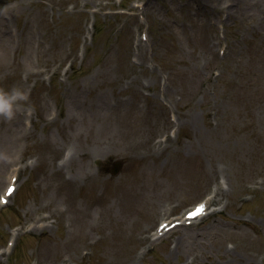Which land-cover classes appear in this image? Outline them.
<instances>
[{
    "label": "rangeland",
    "instance_id": "obj_1",
    "mask_svg": "<svg viewBox=\"0 0 264 264\" xmlns=\"http://www.w3.org/2000/svg\"><path fill=\"white\" fill-rule=\"evenodd\" d=\"M0 87V248L36 224L2 264H264V0H0Z\"/></svg>",
    "mask_w": 264,
    "mask_h": 264
},
{
    "label": "clouds",
    "instance_id": "obj_2",
    "mask_svg": "<svg viewBox=\"0 0 264 264\" xmlns=\"http://www.w3.org/2000/svg\"><path fill=\"white\" fill-rule=\"evenodd\" d=\"M27 99V94L19 88L12 87L9 89L0 87V118L8 121L13 120L19 103L25 102Z\"/></svg>",
    "mask_w": 264,
    "mask_h": 264
},
{
    "label": "water",
    "instance_id": "obj_3",
    "mask_svg": "<svg viewBox=\"0 0 264 264\" xmlns=\"http://www.w3.org/2000/svg\"><path fill=\"white\" fill-rule=\"evenodd\" d=\"M116 167H115V170H114V173H117V171L120 169V163H116V165H115Z\"/></svg>",
    "mask_w": 264,
    "mask_h": 264
},
{
    "label": "bare ground",
    "instance_id": "obj_4",
    "mask_svg": "<svg viewBox=\"0 0 264 264\" xmlns=\"http://www.w3.org/2000/svg\"><path fill=\"white\" fill-rule=\"evenodd\" d=\"M121 198H124L123 196H121Z\"/></svg>",
    "mask_w": 264,
    "mask_h": 264
}]
</instances>
